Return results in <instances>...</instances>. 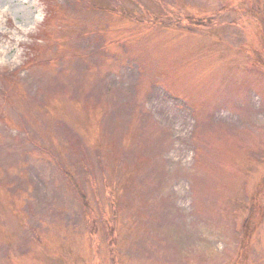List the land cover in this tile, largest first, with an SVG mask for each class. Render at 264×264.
I'll return each mask as SVG.
<instances>
[{
  "label": "rangeland",
  "instance_id": "374dc122",
  "mask_svg": "<svg viewBox=\"0 0 264 264\" xmlns=\"http://www.w3.org/2000/svg\"><path fill=\"white\" fill-rule=\"evenodd\" d=\"M263 10L0 0V264H264Z\"/></svg>",
  "mask_w": 264,
  "mask_h": 264
},
{
  "label": "trees",
  "instance_id": "16d2710c",
  "mask_svg": "<svg viewBox=\"0 0 264 264\" xmlns=\"http://www.w3.org/2000/svg\"><path fill=\"white\" fill-rule=\"evenodd\" d=\"M264 12V10H263ZM119 18L125 20L127 18H125L124 16H120L119 15ZM154 20H157V19H154ZM6 77V76H5ZM70 180H71V183L72 185L74 186V188L76 189V191L79 193V195L81 196V198L83 199L84 203H89V198H88V192L85 191V189H83V185L80 183V181L78 180V178H75L73 176H69ZM53 260V259H52ZM51 264H55V263H51Z\"/></svg>",
  "mask_w": 264,
  "mask_h": 264
},
{
  "label": "bare ground",
  "instance_id": "6f19581e",
  "mask_svg": "<svg viewBox=\"0 0 264 264\" xmlns=\"http://www.w3.org/2000/svg\"><path fill=\"white\" fill-rule=\"evenodd\" d=\"M30 3L33 5V1H30ZM2 19L3 18L0 17V23H2ZM0 26H1V24H0ZM21 30H22V28L13 26L12 29L10 30V34L14 36L15 34H18Z\"/></svg>",
  "mask_w": 264,
  "mask_h": 264
}]
</instances>
